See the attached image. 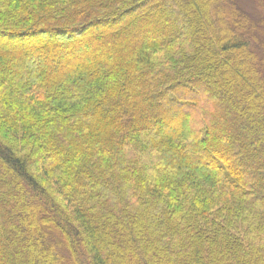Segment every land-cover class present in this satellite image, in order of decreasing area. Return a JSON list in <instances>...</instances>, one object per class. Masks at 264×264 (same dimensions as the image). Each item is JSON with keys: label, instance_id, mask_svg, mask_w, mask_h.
<instances>
[{"label": "trees", "instance_id": "obj_1", "mask_svg": "<svg viewBox=\"0 0 264 264\" xmlns=\"http://www.w3.org/2000/svg\"><path fill=\"white\" fill-rule=\"evenodd\" d=\"M263 30L264 0H0V264H264Z\"/></svg>", "mask_w": 264, "mask_h": 264}, {"label": "rangeland", "instance_id": "obj_2", "mask_svg": "<svg viewBox=\"0 0 264 264\" xmlns=\"http://www.w3.org/2000/svg\"><path fill=\"white\" fill-rule=\"evenodd\" d=\"M243 2V0H241V3ZM247 2V4L244 2V4H245V6H247L248 5V7L250 6V7H253L254 8V5L252 4V2H250V1H246ZM249 7V8H250ZM263 33H264V30H263Z\"/></svg>", "mask_w": 264, "mask_h": 264}]
</instances>
